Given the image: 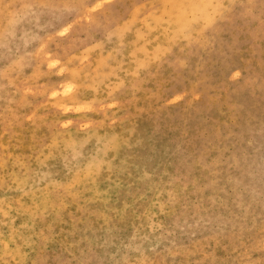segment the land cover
<instances>
[{"label": "rangeland", "instance_id": "rangeland-1", "mask_svg": "<svg viewBox=\"0 0 264 264\" xmlns=\"http://www.w3.org/2000/svg\"><path fill=\"white\" fill-rule=\"evenodd\" d=\"M0 264H264V0H0Z\"/></svg>", "mask_w": 264, "mask_h": 264}]
</instances>
